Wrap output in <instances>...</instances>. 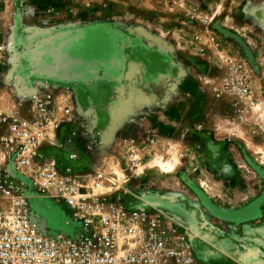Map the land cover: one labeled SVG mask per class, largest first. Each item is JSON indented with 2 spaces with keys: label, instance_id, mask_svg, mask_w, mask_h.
<instances>
[{
  "label": "rangeland",
  "instance_id": "rangeland-1",
  "mask_svg": "<svg viewBox=\"0 0 264 264\" xmlns=\"http://www.w3.org/2000/svg\"><path fill=\"white\" fill-rule=\"evenodd\" d=\"M13 1L0 0V39L9 35L27 73L76 85L80 111L112 146L106 160L119 194L178 221L202 263L243 264L234 214L248 202L246 185L264 184V0L138 2L123 6L133 14L115 27L95 12L47 13L25 41L6 12ZM238 62L260 101L243 121L227 89ZM124 137L143 146L139 176L114 162ZM168 164L175 169L165 173ZM42 207L61 227L59 212Z\"/></svg>",
  "mask_w": 264,
  "mask_h": 264
},
{
  "label": "built area",
  "instance_id": "built-area-1",
  "mask_svg": "<svg viewBox=\"0 0 264 264\" xmlns=\"http://www.w3.org/2000/svg\"><path fill=\"white\" fill-rule=\"evenodd\" d=\"M11 52L0 42V264H204L178 221L119 194L106 160L112 146L80 111L76 85L14 70ZM232 68L227 89L243 121L260 101L246 64ZM121 146L114 162L139 176L142 144L124 137ZM43 205L59 212L61 227Z\"/></svg>",
  "mask_w": 264,
  "mask_h": 264
},
{
  "label": "crops",
  "instance_id": "crops-1",
  "mask_svg": "<svg viewBox=\"0 0 264 264\" xmlns=\"http://www.w3.org/2000/svg\"><path fill=\"white\" fill-rule=\"evenodd\" d=\"M149 1L153 3V0H14V3L8 4L9 8H6V12L16 17V32L21 35H19L20 40L25 41V38L30 37V32L36 28V23H41L47 17L45 10L48 6L55 7L60 15L70 12L81 15L95 12L98 16L107 17L103 21L105 24L115 27L116 25L110 21L133 14L130 9L123 11L124 7L134 6L138 2L144 6ZM41 25L43 24L38 26ZM1 36L0 42L11 43L9 35L4 33ZM16 69L21 70L19 62H15L14 70ZM33 77L38 78L37 75ZM253 187L249 188V185H246L248 202L241 207L238 215L234 214V223L238 222L241 225L239 234L244 246V251L240 255L242 263L264 264V184L256 182ZM41 208L47 214V210ZM228 260L227 262H231Z\"/></svg>",
  "mask_w": 264,
  "mask_h": 264
},
{
  "label": "bare ground",
  "instance_id": "bare-ground-1",
  "mask_svg": "<svg viewBox=\"0 0 264 264\" xmlns=\"http://www.w3.org/2000/svg\"><path fill=\"white\" fill-rule=\"evenodd\" d=\"M162 168L165 169V173H170L173 172L175 169V166L172 164H168L166 167H164L163 165L161 166ZM206 186V185H205Z\"/></svg>",
  "mask_w": 264,
  "mask_h": 264
},
{
  "label": "water",
  "instance_id": "water-1",
  "mask_svg": "<svg viewBox=\"0 0 264 264\" xmlns=\"http://www.w3.org/2000/svg\"><path fill=\"white\" fill-rule=\"evenodd\" d=\"M29 72H31L32 73V71H29ZM34 74V73H33ZM39 76V77H42V78H50V79H53V80H57V81H64V80H61V79H59V78H55V77H50V76H45V75H39V74H35V76ZM45 221L44 220H42V224L44 223Z\"/></svg>",
  "mask_w": 264,
  "mask_h": 264
},
{
  "label": "flooded vegetation",
  "instance_id": "flooded-vegetation-1",
  "mask_svg": "<svg viewBox=\"0 0 264 264\" xmlns=\"http://www.w3.org/2000/svg\"><path fill=\"white\" fill-rule=\"evenodd\" d=\"M37 74V73H36Z\"/></svg>",
  "mask_w": 264,
  "mask_h": 264
}]
</instances>
